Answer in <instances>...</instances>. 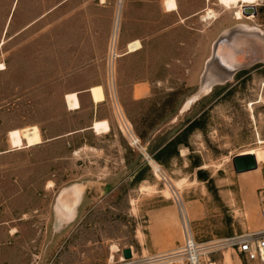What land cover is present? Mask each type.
Wrapping results in <instances>:
<instances>
[{
  "label": "rangeland",
  "instance_id": "obj_1",
  "mask_svg": "<svg viewBox=\"0 0 264 264\" xmlns=\"http://www.w3.org/2000/svg\"><path fill=\"white\" fill-rule=\"evenodd\" d=\"M13 3L0 0V264H121L117 251L109 262L111 245L132 246L139 261L181 242V203L199 243L260 229L264 62L181 108L221 34L264 30V0L239 20L217 0H18L8 20ZM207 8L215 18L203 20ZM101 119L110 131L97 135ZM29 126L40 144L26 146ZM246 153L257 168L236 173L232 157ZM72 186L81 201L61 224L55 203ZM226 254L261 264L225 248L202 264Z\"/></svg>",
  "mask_w": 264,
  "mask_h": 264
},
{
  "label": "bare ground",
  "instance_id": "obj_2",
  "mask_svg": "<svg viewBox=\"0 0 264 264\" xmlns=\"http://www.w3.org/2000/svg\"><path fill=\"white\" fill-rule=\"evenodd\" d=\"M255 1L256 0H217V2L226 10L234 9L235 19L237 20L241 19V8L243 15H245L243 12V7L253 4ZM216 15L217 14L213 9L207 8L205 10V14H203V20H206L209 17L215 18ZM248 15L253 14L249 13ZM233 29L237 30L232 31V33H229V30H226L224 32V34L226 35L218 46L217 53L219 57H221L226 62V64H230V61H233L234 56L240 54L239 56L241 58L242 55L247 52V49H250L249 51L253 52L252 55L254 57H259L260 60L264 62V30L257 26L249 25L247 23H241ZM117 30L118 18L116 17L111 42L112 52L116 41ZM2 43L3 41L1 42V44ZM208 60L209 58L207 59V61ZM207 61L205 64L206 66L204 69V73L202 75V80L200 81V88L197 93H195L192 97L185 101L184 106L181 108L182 111L188 110L190 106L193 105L192 103L194 101H196L197 99H199V97L210 91L214 85H216L217 83L226 82L232 77L231 75H229L224 79L227 71L226 68L219 62L216 63L214 68H210L209 62ZM4 68V63L1 62L0 70ZM90 129L97 135L107 134L109 132V123L105 119L95 120L92 122ZM122 130L124 133H126L128 139L136 138V135L131 131V124L129 122L125 123L124 126H122ZM20 135L27 147L35 146L42 142L40 130L36 126H29L21 129ZM152 169L156 177H163V174L161 172L162 170L158 163L154 162L152 164ZM80 201V194L77 193L75 187L72 186L60 190L55 204L58 209V218L61 224L63 221H65L66 216L70 219L73 217L74 210H76V208L80 204ZM180 208L182 209L185 219L188 220V212L187 209L184 207L183 203H181V206L179 205L178 209ZM116 247V245H111L110 247V253L108 258L109 262H111L113 258V253L119 250L118 247L116 250ZM207 254L208 252L204 253V255ZM224 262L225 264H231L230 256L228 254L224 256Z\"/></svg>",
  "mask_w": 264,
  "mask_h": 264
},
{
  "label": "built area",
  "instance_id": "obj_3",
  "mask_svg": "<svg viewBox=\"0 0 264 264\" xmlns=\"http://www.w3.org/2000/svg\"><path fill=\"white\" fill-rule=\"evenodd\" d=\"M133 132V130L131 129ZM129 145L140 150V140L132 138L128 140ZM180 211L181 242L173 249L156 253L150 256H142L139 261L135 260L133 248L129 246L131 257L125 259L122 250L119 261L121 264H202L204 253H210L215 249H232L241 255L247 262L264 263V201L259 208L261 227L256 231L235 234L213 243H199L190 227L189 221L185 219L182 209Z\"/></svg>",
  "mask_w": 264,
  "mask_h": 264
},
{
  "label": "water",
  "instance_id": "obj_4",
  "mask_svg": "<svg viewBox=\"0 0 264 264\" xmlns=\"http://www.w3.org/2000/svg\"><path fill=\"white\" fill-rule=\"evenodd\" d=\"M243 12L245 15H248L249 13H255L254 6H244L243 7ZM237 29H229V33H232V31H235ZM231 31V32H230ZM226 34H221L218 39L214 42L213 47H212V54L209 57V67L214 68L217 62L222 64L226 68V75L224 79L229 76L233 75L237 70L243 69L249 66H252L258 62H263L260 60L259 57H254L252 54L253 52L249 51L250 49H247V52L242 55L240 58V54L234 56L233 61L231 60L230 64H226V62L219 57L218 55V46L221 43V41L224 39V36ZM235 65V66H234ZM206 66V65H205ZM204 73V72H203ZM203 75V74H202ZM202 80V76L201 79ZM232 166L233 169L236 173H242L246 171H251L257 168V162L255 159V156L252 153H246V154H237L232 157ZM122 255L125 259H128L131 257V251L129 248H124L122 250Z\"/></svg>",
  "mask_w": 264,
  "mask_h": 264
},
{
  "label": "crops",
  "instance_id": "obj_5",
  "mask_svg": "<svg viewBox=\"0 0 264 264\" xmlns=\"http://www.w3.org/2000/svg\"><path fill=\"white\" fill-rule=\"evenodd\" d=\"M171 1H177V0H171ZM17 2H18V0H14V5H13V7L11 6V12H10V14H9V17H8V20L11 18V16H12V14H13V10H15V8H16V4H17ZM52 10V9H51ZM51 10H48L47 11V13L49 12V11H51ZM138 51V50H137ZM134 52H136V51H134ZM133 86H135V87H133L132 88V95H133V93L135 92V90L136 89H139L140 90V82H136V83H134L133 84ZM88 88H90V86H88L85 90H82L81 92H83V93H87V96H89V93H88ZM80 92V93H81ZM79 92H78V94H80ZM79 96V95H78ZM133 96H135V95H133ZM135 98H140V96H138V97H136L135 96ZM89 100L91 101V103L92 104H95V103H93V101L91 100V98H90V96H89ZM81 105V104H80ZM97 106V105H96ZM81 108V107H80ZM79 108V109H80ZM182 112H184V111H182ZM92 123V122H91ZM90 126H91V124H90ZM121 130V129H120ZM109 131H110V126H109ZM122 132V131H121ZM150 160V159H149ZM60 192V191H59ZM75 212H76V210H74V213H73V217L71 218V219H65V220H67L66 222H70V221H73L74 220V217H75ZM133 248V247H132ZM153 249H155V248H153Z\"/></svg>",
  "mask_w": 264,
  "mask_h": 264
},
{
  "label": "flooded vegetation",
  "instance_id": "obj_6",
  "mask_svg": "<svg viewBox=\"0 0 264 264\" xmlns=\"http://www.w3.org/2000/svg\"><path fill=\"white\" fill-rule=\"evenodd\" d=\"M65 219H70V218H68V217L66 216Z\"/></svg>",
  "mask_w": 264,
  "mask_h": 264
}]
</instances>
